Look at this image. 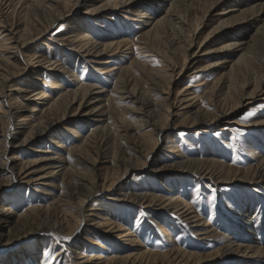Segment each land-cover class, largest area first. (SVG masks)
<instances>
[{"label":"bare ground","instance_id":"6f19581e","mask_svg":"<svg viewBox=\"0 0 264 264\" xmlns=\"http://www.w3.org/2000/svg\"><path fill=\"white\" fill-rule=\"evenodd\" d=\"M84 1L88 9L86 13L89 10L93 13L109 8L122 9L123 13L132 17L133 22H138L142 26L143 37L149 39L144 48L155 52L162 59L166 64L165 70L148 72L140 61H135L116 74L109 99L103 101V88L98 89L102 92H96V85L82 83V79L79 80L67 68L66 57L51 63L49 58L38 55L36 51L32 56H25L26 47L33 40L32 37L44 36L54 23L69 17H64V12L70 8L69 2L0 0V28L4 29L0 33V173L2 176L8 175L3 181L0 180V241L2 235L6 236L4 229L15 236L27 234L20 241L24 249L18 254L0 256V264L36 262L41 249L43 259L39 264H82L76 262L82 257V253L75 251L81 245V236L94 232L91 226L112 239L114 233H119L118 239L112 241L117 254L107 258L104 264H202L217 260L221 253L225 257L222 261L231 260V264L236 261L238 264H248L253 258H259L258 263H264V247L249 242L243 244L233 237H224V241L221 240L216 231L210 229L211 224L207 219L202 218L176 192L167 188H160L159 193L153 192L152 188L147 192L133 191L127 196L131 198L129 202L138 204L149 214L151 211L157 212L155 207H159L158 210L166 209L177 220L185 221L189 230H194L192 232L201 241L216 238L223 245L216 253L199 255L186 252L177 245L165 253L150 251L130 228L117 221V216L112 211L115 207L104 205L99 207L104 213H98L87 205L97 195H104L108 199V193L119 189L121 179L129 174L136 162L154 167L159 161L158 148L168 159L171 154L180 153L178 157L181 158L173 160L170 167L188 173L202 183L215 187L226 183L256 185V188L264 186V155L255 157L257 165L246 170L241 175L242 178H238L239 172L236 169L228 167L217 158L184 156L176 146L174 138L166 136L169 129L167 125L174 116L183 115L177 127L187 124L191 129L197 127L199 130H207L217 127L220 122L233 123L231 115L238 107L253 105L259 97V101H264V0H108L96 9L93 3L89 5L88 0ZM218 6H222L223 17L227 18H220L219 23L203 36L200 28L207 21H211L212 11ZM9 15L14 17V21L23 24V31H16L17 28L13 25L8 28L6 20ZM74 23L72 32L60 36V40L70 48L67 51L82 52L81 56L87 57L84 62L86 69L92 64H102L104 68L98 69V72L111 77L115 69L113 57L124 53L121 50L123 47L132 50L128 46L129 42L115 38L98 41L85 31L86 25L81 20ZM239 25L243 27L242 31L237 29ZM252 28L255 32L251 36L242 34ZM230 29L236 30L232 32ZM214 34H225L224 45L202 50L199 57L202 58L199 61L202 63L200 68L207 73L228 64L230 72L219 75L211 90L202 96L208 100L211 110L199 105L193 111L195 100L199 97L191 92L189 86H185L178 87L173 98V87L177 85L176 80L191 59L189 52L195 42L203 36L200 50L203 44L204 47L210 45V38ZM8 42L11 43L9 46L6 45ZM44 46L49 48L47 43ZM220 54L225 55L221 57ZM102 55L109 59L102 61ZM144 56L146 55H142ZM179 57H182L183 66L180 71L177 70ZM28 59L30 63L27 65ZM17 63L24 66V73L18 71ZM37 64L48 65L50 71L57 69L48 92L41 85L31 83V78L18 79L25 73L36 75L33 67ZM134 67L140 76L134 73ZM61 74L62 77L69 76L74 79V89L61 79ZM158 94L161 96L157 101L155 98ZM127 98L134 100L137 106L123 105ZM41 101L44 106L37 107ZM30 102L37 104L28 110ZM82 108L88 109L83 116L88 122L81 124L83 127L91 126L92 120H97L100 125L90 130L86 137H80L78 123L71 122L67 128L64 127L71 112L76 111L75 114H78ZM180 108L182 113L179 112ZM97 114L106 117L105 120L95 119L98 118ZM21 127L27 129L18 132ZM143 127L150 129L148 134H155L154 145L150 148L143 142L147 134L139 135L141 139L135 138ZM250 127L264 130V121ZM131 131H135V135H131ZM22 134L25 136L21 139ZM66 135L73 140L69 146H65ZM35 140L48 141L55 150L64 152L60 156L46 157L50 162L45 166L49 168L39 180L47 176L49 180H44V185L52 189L57 188L59 183L65 191L60 196H55L51 203L33 206L14 219L10 215L13 213L12 205L18 197L11 193L10 195H14L11 199L9 192H6L8 185H16L20 181L19 174L33 163L18 162L19 157L9 160L7 156L16 146L29 145ZM161 141H165L164 145H161ZM101 166L103 172L98 174L96 170ZM30 182L34 180L30 179L26 183ZM51 189L40 191L50 196ZM152 218L157 220L158 214H154ZM155 223L159 226V231L170 240L171 234L168 230L158 221ZM236 227H240L249 237H254L251 208L240 211ZM34 239L36 240L32 242ZM47 243L61 246L50 259L45 258ZM86 258L87 262L84 263H90L91 257Z\"/></svg>","mask_w":264,"mask_h":264},{"label":"rangeland","instance_id":"374dc122","mask_svg":"<svg viewBox=\"0 0 264 264\" xmlns=\"http://www.w3.org/2000/svg\"><path fill=\"white\" fill-rule=\"evenodd\" d=\"M61 1L63 3H70V8L64 12V17L67 15H69V17H65L54 23L44 36L32 37L33 40H30L31 43L28 45V48L26 47L25 56H32L36 51L38 55H45L44 57L49 58V60L52 61L51 63H54L56 60H62L63 56L66 57L68 60L66 64L67 68L73 71L79 80L81 78L82 83L96 85V92H102L98 89L103 88L104 92L101 93L103 101L109 99L116 79V74L120 70L122 71L124 67L131 66L135 61H140L139 63H142L141 65H144L148 72H163L165 70L164 65L166 64L163 63L162 59L159 58L155 52L144 48L145 44L149 43V39L143 37L144 32L142 26H140L138 22H133L131 20L132 17H128V14L126 15L123 13L124 11H122V9L116 10L109 8L108 10H96V12L93 13L89 10V12L86 13L88 9L85 7L86 2L84 0ZM88 1V4L90 5L93 3V7L96 9L100 7L103 2H107L108 0ZM148 13L150 14L151 12ZM223 13L224 10L222 9V6L213 9L211 21H207L199 30L202 32L203 36H206L211 29L219 23L220 18H227L223 17ZM77 20H81L82 24L87 27H85V31L98 41L108 40V38H115L123 41L127 40L129 42H127L128 46L132 47V50H130V48L127 50L128 47H123L121 50L124 51V53L121 52L116 57H113L112 60L115 62L113 67L115 69L112 71L111 77H107L98 72V69L104 68L102 64H92L86 69L84 62L87 60V57L83 58L81 56L82 52L67 51L69 48L68 44L65 42L63 43L60 40V36L67 35L69 31H73L71 27H73L72 25H74V22ZM13 21L14 17L9 15L6 20L8 28L13 25L14 28H17L16 31H23V24L17 22V20H15L13 24ZM206 24H208V27L204 28ZM239 28L242 31L243 27L241 25H239L237 29ZM235 30L236 29L231 31L235 32ZM3 31L4 29L0 28V33H3ZM254 32L255 29L252 28L242 34L251 36ZM203 36L195 42L190 50L189 54L191 59H189L187 67L180 78L176 80L177 85L173 87V98L175 97L174 95L176 94L177 88L185 86H189L191 92H194L195 96L199 97L197 101L195 100V108L193 111H196L199 108V105H204L207 109L211 110L212 107H210L208 100L203 99L202 96L205 92L211 90L212 84L216 81L219 75L230 72V65L228 64L223 65L221 68L214 69L213 72L207 71V73L200 68L202 63L199 61H201L202 58L199 57L203 53L201 51L211 46L212 48L223 46L226 39L225 34L220 36L214 34L210 38V40H212L211 42L209 41L210 45L204 47L203 44L199 50ZM48 40H53V42H48ZM44 43H47L50 49L44 46ZM10 44L11 43L8 42L6 45L9 46ZM228 54L229 52L226 53V55ZM38 55L37 57H40ZM142 55L146 56L142 57ZM224 55L225 54H222L221 57ZM101 58L102 61L105 62L109 59L106 55H102ZM233 59L235 60V58H232V60ZM29 63L30 60H26V64L28 65ZM16 65L18 71L24 73V66L20 63H17ZM182 67V57H179L177 70L180 71ZM33 69L36 71V75L25 73L18 77V79L27 80L31 78V83H37L47 92L50 91L51 83L54 80L53 74L56 73L57 69L55 71H50L48 65L46 66L45 64H37ZM137 72L138 71L134 67V73H136L137 76H140ZM16 75H18L17 72ZM60 76L61 79L63 78L64 81L68 82L71 89H74L73 83L75 81L72 77H62V74ZM145 81L146 78H144V83L146 84ZM160 96L161 95L158 94L155 99L157 101L160 100ZM260 98L261 97H259L253 105L247 107L242 105L241 107H238V110L231 115L233 123L226 124L220 122L217 127L212 129L199 130L197 127L191 129L187 124L183 127H177L179 121L182 120L183 115L180 114L181 116H174L167 125L169 129L166 136L167 138H174L173 140L175 141L176 146L179 147V150H181L184 156L199 158L211 156L217 158L223 162V164L228 165V167H231L234 170L236 169V171L239 172L238 178H242L246 170L257 165L258 162L256 158L264 155V130L253 129L250 127L258 122L264 121V101H259ZM36 104L37 102H30L27 107L28 110H31L30 107H33ZM123 105L137 106V103H134V100L131 101V98H127L123 101ZM42 106H44V104L41 101L37 107ZM86 109L87 108H82L78 114H75L76 111L71 112L67 118L69 121H66L64 124V127L67 128V125H71V122H75V124L78 123L77 128L80 137H86L90 130L97 126L100 127L97 120H92L91 126L86 128L81 125L87 121L83 117L88 110ZM179 110L180 113L183 112L181 108ZM96 117L98 118L95 119L98 120H105L106 118L98 114ZM33 122H35V119H33ZM161 126H164V124H161ZM26 129L27 128L25 127H21L18 132ZM147 131H150V129L143 127V130L136 135L134 134L135 131H131V135H135V138H140V136L147 134V137L143 142H145L150 148L154 145L153 137L155 134H148ZM24 136L25 135L22 134L20 136L21 139L24 138ZM72 142L73 140L70 138L68 139L67 136L65 139V146H69ZM164 142L165 141H161V145H164ZM157 150L159 161L155 163L154 167H151L148 164L145 165L140 161L136 162L134 168L130 169L129 174L121 179L119 189L108 193L110 195V197H107L108 199L103 197L104 195H97L92 198L90 202L87 203L89 209L94 210V212L104 213V210H99V207H104V205L115 207L112 211L113 214L117 216V221L122 222L125 227L130 228L133 234L138 236L141 242H144L150 251L165 253L177 245L180 249H183L186 252L188 251L195 254L199 253V255L216 253V250L223 246L222 243H219L218 240H216V238L201 241L195 233L192 232L194 230H189L190 228L187 227L185 221L177 220L176 217L167 213L166 209L158 210L159 207H155L157 212L151 211L149 214L147 210H143L138 204L129 202L131 198H128L127 196L133 191L147 192L152 188L153 192L159 193L160 188H167L176 192L181 199L190 203L202 218L207 219L211 224L210 229H214L221 240L224 241V237H233L235 240L243 244L249 242L252 245L264 247V186L256 188V185H236L226 183L215 187L210 184L202 183L192 175L170 167L173 160L181 158L178 157L180 153L176 152L175 154H171V158L168 159L167 157H164V153L160 148ZM62 154H64V152H61L58 149L55 150L48 141L44 142L43 140H35L29 145L16 146L12 149L11 153L9 152V156H7L9 160H14V158L19 157L20 159L18 162L33 163L19 174L18 178L20 181L16 185H8L6 192H9L11 199L14 197V195H10L11 193H14L18 197V200L12 205L13 213L10 215L12 218L15 219L17 216H22L33 206H45L48 203H51V200L53 198L55 199V196H60L61 192L65 191L62 184H59L58 182L59 186L57 188H52L53 190L44 185V180H49L47 176H45L43 180H39V178L44 176L48 171L47 168H49L45 166L49 161H47L46 157L52 158ZM18 171L19 169L16 170V172ZM96 172L102 174V166L99 167ZM122 174L123 173L121 172V175ZM7 177L8 175L2 176L0 173L1 181ZM30 179H33L34 182L27 184L26 182ZM46 189H51L50 196L40 191H45ZM248 208L253 210V238L249 237L240 227H236V220L240 211H246ZM154 214H158L159 218L157 220L152 218ZM157 221L168 230V233L171 234L170 240L159 231V226L155 223ZM90 228H93L92 230L94 232L85 233L81 236V241L79 240L81 245L76 248L75 252H81L82 257L78 258L76 262L86 264L84 262H87L86 257L89 256L91 259L88 264H104L107 258L117 254V251L112 245V241L113 239H115V241L118 239L119 233H114L112 239V237L99 232L96 227L94 228L91 226ZM4 231L6 236L2 235L3 238L0 241V256L20 253L24 249V245H22V242L20 241L25 237L26 233L24 235L20 234L19 236H15L14 233H7L6 229H4ZM8 237L10 240H7ZM35 240L36 239L32 242ZM97 244H100V246ZM51 246L50 243H47V246L45 247L47 251L45 258L50 259L56 251L61 249L60 245H54L52 248ZM42 251L43 250L41 249L38 261H27L26 264H39V261H42L43 259ZM224 258L225 257H223L221 253L217 260L208 261L202 264H231V260L222 261ZM258 260L259 258L250 259L248 264H264L258 263ZM233 264L238 263L236 261Z\"/></svg>","mask_w":264,"mask_h":264}]
</instances>
